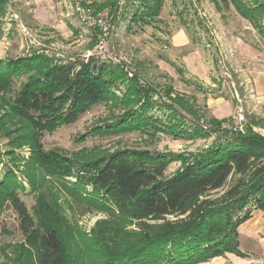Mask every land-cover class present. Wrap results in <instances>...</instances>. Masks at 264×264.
<instances>
[{
    "label": "rangeland",
    "instance_id": "1",
    "mask_svg": "<svg viewBox=\"0 0 264 264\" xmlns=\"http://www.w3.org/2000/svg\"><path fill=\"white\" fill-rule=\"evenodd\" d=\"M145 1L3 0V65L18 59L23 66L37 55L62 63L95 54L127 73L115 97L92 104L75 123L49 131L14 105V96L39 71L20 67L0 78V179L8 172L18 177L19 196L37 227L60 235L64 264H102L106 250L161 224L148 218L141 225L127 209L90 194V179L110 154L165 155L172 159L169 176L223 144L239 125L244 133L264 136L259 88L264 38L257 30L232 5L214 0H164L158 19L132 22L133 11ZM133 84L140 94L131 93ZM178 96L183 107L175 103ZM240 108L242 124L236 118ZM135 120V127L123 124ZM224 190L208 198L218 200ZM242 247L253 255V264H264L263 245L246 238ZM35 260L16 210L0 197V264Z\"/></svg>",
    "mask_w": 264,
    "mask_h": 264
},
{
    "label": "trees",
    "instance_id": "2",
    "mask_svg": "<svg viewBox=\"0 0 264 264\" xmlns=\"http://www.w3.org/2000/svg\"><path fill=\"white\" fill-rule=\"evenodd\" d=\"M145 2L133 11L132 22L138 17L159 18L164 0ZM213 3L232 5L264 38V0ZM2 10L4 2L0 0ZM21 63L18 59L7 65L0 62V78L5 71L20 67L39 71L14 96V105L25 110L27 120L37 121L48 131L75 123L92 104L115 97L114 90L120 89V82L127 76L119 65L95 54L62 63L37 55L25 59L26 65ZM130 91L141 93L136 84ZM181 100L178 96L175 103L183 107ZM132 123L123 124L135 127L138 120ZM233 131L223 144L169 176L166 170L172 159L165 155L118 150L105 158L90 179V194L127 209L141 225L148 218L161 224L155 230L147 227L144 233L133 234L114 251L106 250L102 264H200L228 253L247 255L240 249L238 227L252 217V211L264 210V136L244 133V129ZM8 173L0 179V197L9 199L16 210L20 230L27 244L35 248L36 263L64 264L60 235L54 228L37 227L19 196L22 186L18 177ZM234 175L240 178L225 189ZM245 176L249 177L246 182ZM222 189V198H208Z\"/></svg>",
    "mask_w": 264,
    "mask_h": 264
},
{
    "label": "crops",
    "instance_id": "3",
    "mask_svg": "<svg viewBox=\"0 0 264 264\" xmlns=\"http://www.w3.org/2000/svg\"><path fill=\"white\" fill-rule=\"evenodd\" d=\"M260 93L264 95V76H262V81L260 83ZM259 90V89H258ZM264 97V96H263ZM252 217L239 225L238 227V234L240 240V249L242 252L247 254L246 256H238L236 254L228 253L224 257H216L210 261L200 263V264H207L209 262H216L221 261V264L225 259L229 262V264H253V255H251L247 249L242 247V239H249L255 242L260 243L264 247V210H255L252 211ZM236 257H235V256ZM225 264V263H224Z\"/></svg>",
    "mask_w": 264,
    "mask_h": 264
},
{
    "label": "built area",
    "instance_id": "4",
    "mask_svg": "<svg viewBox=\"0 0 264 264\" xmlns=\"http://www.w3.org/2000/svg\"><path fill=\"white\" fill-rule=\"evenodd\" d=\"M236 118H237L238 124H242L243 121L245 120V115H244L242 108H240L238 110V114H237ZM235 129L242 130V125H239L238 128L236 127V128H234V130Z\"/></svg>",
    "mask_w": 264,
    "mask_h": 264
}]
</instances>
